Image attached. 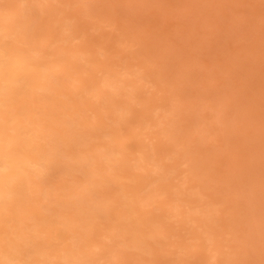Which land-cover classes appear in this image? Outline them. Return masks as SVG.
<instances>
[{
  "label": "rangeland",
  "instance_id": "rangeland-1",
  "mask_svg": "<svg viewBox=\"0 0 264 264\" xmlns=\"http://www.w3.org/2000/svg\"><path fill=\"white\" fill-rule=\"evenodd\" d=\"M4 1H7V0H4ZM8 1L10 5L11 3L13 4V0L12 1L8 0ZM1 3L0 5L2 6L3 5L5 6L7 4L6 2L4 3L3 1ZM80 3L82 4V9L77 11L78 7L80 6ZM80 3L67 5L66 8L60 14L54 13V11L61 6L60 4L55 3L54 1H51L45 7L46 10H45V13L43 14L41 11L40 12L36 10H32L34 12L28 11L27 13L28 17L26 16V18L27 19L30 18V19L27 20V22L25 21L26 22L25 26L31 28L30 31H28V34L26 37V41L28 42V45L33 43L35 39H38L42 36L45 38L46 34L44 33H45V30L47 29L49 22L50 23L51 21L54 22L56 19H58L59 17L63 15L71 17L74 13L75 17L77 18L76 25L78 26L76 31L81 34H80V39H78L77 41L76 40L73 41L72 45H75L77 43L79 44V46L83 47L81 50L87 51L86 54H88L87 56L85 55L84 57L86 59H89V61L91 60L90 61L91 63L89 64H84L81 60L80 61L82 63L80 61L75 62L76 64L75 67L78 66L77 67L78 69L75 68L76 71H79V72L87 71L86 68H88V71H89L90 68H95L96 64L94 63H96V60L98 61V58L101 60L102 59L106 60L107 61V63H105L106 65L108 63L112 65L111 63H114L113 64L114 68H115V65L124 66L126 61L129 60L127 61V62H130L128 64L129 66H133V63H134V68L135 67L139 68L141 66L146 65V70L150 71V73L155 72L153 73V75H156L158 73L161 77H163V79H165V81L159 82L160 87L157 89L155 87L148 89L147 87L151 86V83L150 85H146L144 87L141 86V89L138 91V93H136L137 95L136 97L139 96L141 99L138 97L136 98L137 99L136 101H133L132 103L128 102L129 107H132L131 112L122 115V117L124 118H129L130 125H129V122L128 123L124 122L119 127L122 128L123 130L126 129L125 132H128L127 129L131 125L133 124L135 125V120L143 124V122H145L147 118L151 116V113L146 112L147 114L146 113L142 114L140 113L141 110L139 111L138 109H147L150 107H168V110L175 109L173 112H175L174 115L176 116L173 115V112L170 114V118H171V120L169 121L170 127L172 126L174 128L176 122L175 121L174 123H171V122L173 120L177 121L179 120V118L183 119V122L180 121L182 124L186 123V121L188 120L192 121V123L188 121L186 124H183V126L186 127L187 129L184 127H181V129L178 128L179 139H177L178 142L176 143H177V149L179 150L180 153L181 152L183 153L185 149L184 145H188L189 143H192L194 145L193 147H188V148L190 149L189 151H191V149L193 150L191 152H193V155H195L196 162L198 161L199 172L198 170L196 172L192 171L191 173H193V175L190 174V177H189V178H192L191 179L192 183L190 181H189V184L186 182V184L190 186V190H193V192L194 191L196 192V190L199 189L197 190L198 191L197 194L192 193L194 196L192 194H190V196H184L182 194V190L184 188L181 187L182 186L181 184L183 182L182 176L184 175L183 174L181 175L180 172L182 171L183 168L188 169V166L189 167L192 166V162L191 160H189L191 158L188 155L189 153L187 152L183 155L177 156L176 158L173 154H171L172 157L173 156L174 157L172 158L169 156L170 157L169 160H167L168 159L167 157H166L167 159L164 158L163 155H161L163 154V152L161 153V151L169 144V142L170 143L172 142L167 141L166 140L167 137L164 135H163L162 141H159L158 140L159 137H157V134H155L157 133L155 132L157 129L153 128V130H155L153 131L151 127L149 130L150 123L144 127V132L149 131L147 132L149 134L148 140L150 138L151 139L155 138V139L149 140V141L146 140V142H149V143L151 142L150 145L155 146L154 150L156 151L153 150L152 152H156V154L158 153L157 158L163 159L164 162L166 163L168 162V164H175L181 160L185 162L182 168L180 167L182 165H180L176 169L175 168L173 169L174 174H172V176L176 175L178 172H176L175 170H178L179 173L177 177L180 176L181 179L178 177L177 180L176 179L173 180L175 176L174 177L171 176L173 181H171V179H165V180L160 181L158 185L163 187V189H165L167 185L170 186L169 182L171 183V186L173 184L176 185L178 183L179 184L177 185L178 187L174 186V188H172L171 190V192L173 191L175 193L174 200H177L178 198H180V200L182 199L183 201L184 200L193 201L195 198L201 197V200L199 201V204H201V207H205V208L207 207L206 209H210L211 210L210 212L211 214L213 213L212 214L213 216H214L215 210H218V212L215 214L216 216H214V219H216L217 221L215 222L214 219L211 220L213 216H211L210 220L208 219V221H211L210 222L211 225L214 222L216 223L214 224V227L216 228L218 232H220V235L216 237V239L218 238V240L222 241L221 246H223L224 244L223 248L217 251L218 253L215 254L216 256L214 258H210V257L205 258V257L210 256L211 253L210 252L208 253V248H206V247H209L210 245H209V242L203 239L205 237V233L203 231V228L199 227L201 223L200 221L199 222L197 221L198 223H195L196 225L195 226L194 224L190 222L191 219H188L190 216L183 214L182 215L183 217L179 216L178 218L179 219L184 218L185 222L184 220L183 221L178 220V218L171 220V223H172L171 228H175V230L177 229L176 231L179 232V235L182 233L181 234L182 236L184 230L186 229L184 232V235L186 237L183 236L185 238L183 239L184 241H182L181 240L182 237L179 236L180 239H178V241L180 240L179 242L180 244L176 243L178 232L173 230L174 236L172 238H167V240L165 239V241L167 242L170 241L172 243L173 240L176 239L174 242L175 244L172 243L174 244V247H172V244L170 242L168 243L171 244V245L169 244L171 247L168 245V243L166 244L165 241L163 242L164 240L163 236L165 237L166 231H164L165 234H160L156 237V239L160 238L161 241L160 240L155 241V238L153 239V241H155L153 242V244L157 243L158 247L152 248L151 250L149 249L148 250H143V249L137 250V249L129 248L127 246L122 247L120 244H117L114 241L107 240L105 243V240H102L100 237L96 236V234L98 235V233H102L103 232L102 230L105 231L104 226L108 225V223L106 224L107 218L106 219L102 218L101 215H99L98 220L96 219V225H98L99 227L94 228L95 235H92V236L94 237L96 236L95 238L93 237L94 243H101L100 241H102L101 244L102 245L106 244L109 250H107V248L105 249L106 251L100 250L99 252V250H96L95 253L98 254L99 252L98 255H100V253L102 254V252L107 253L109 251V256H113L112 259L115 260L113 264H172V263L178 264V262L181 261V260L178 261V258L182 257V256H178V254L179 255L183 254V258L184 259L186 258L185 260L182 259L184 261V264L187 262V260L190 261L188 264H201V263L209 264L210 263L209 260H211L210 264L212 263L219 264L222 262V260H224L226 256H228L229 258H225L224 264H231V263L232 264H237V263L238 264L239 263L240 264L242 263L250 264L252 261H253L252 264L253 263L256 264V261H258L259 258L255 261L254 257H257L258 255H254L255 254L254 249H258L259 247L258 249L259 251L256 250L257 251L256 253H258L259 256L261 255V257L264 259V235L263 236L261 235L262 233L264 234L263 232L264 223H262V221L264 222V216L262 217V215L264 214V0H81ZM24 7L27 9V7L29 6L28 4L24 3L23 8ZM31 14H34V15H31ZM30 15L32 18L30 17ZM184 27L186 28V33H185ZM113 34L115 35V37ZM54 35L56 36V39ZM61 35H62L61 31L59 29H55L50 35L53 38L50 37L51 38L50 39L46 37L47 39H50L51 41L53 40L52 41L53 44L50 40L49 41L47 40V41L50 45L52 44L51 46L48 43L41 44L42 45L41 53L45 57H48L50 52L53 53V51L55 50V48L53 49V47L55 45L59 44L55 46L57 49V47H60V45L64 43V41L61 40ZM110 36L112 38H110ZM124 38L126 39L125 41H124ZM54 39L56 41H54ZM57 39L60 41L57 42ZM117 40L119 44L117 43ZM116 44H118V46ZM67 45L68 44H65L64 46H67ZM112 47H116L115 50ZM122 47L124 48V50ZM192 47H194L195 49ZM49 48L51 49V51ZM117 48H120L122 51L119 50L120 52H117L118 51ZM147 48H149L150 50H148ZM107 49H110V50L108 51ZM146 49L148 52H146ZM126 50L129 52V54L126 53L127 52ZM132 50L134 53L133 55H132ZM149 51L150 52L153 51L152 55L151 53L149 54ZM100 52L102 55H100ZM44 53L45 54L47 53V54L45 55ZM142 53L143 55H141ZM123 54L125 55L122 56ZM134 55L135 57L133 59ZM114 56H117L115 57L116 59L114 58ZM118 56L119 57L122 56L121 59H119ZM142 56L144 58H142ZM126 57H129V59H127ZM146 60H148V62H150L151 60H156L157 62H161V63H156L152 61H151L152 63H148ZM141 62H143V64ZM87 75L88 74H84L85 82L86 80L89 81L90 79ZM181 76L185 78H181ZM162 85H165L167 87L165 86L162 87ZM159 89H160V92H159ZM63 91H65L64 93L69 95V97L71 98L70 100H68L67 107L70 110V111L68 110V112L70 113L72 111L75 112L76 115L74 116V118L79 119V120H81L82 118H86L87 121L89 120L88 123L91 122L90 124H93L95 122L94 118H96V114L100 115L102 112L104 117L100 115L102 117L101 123L104 122L105 124L104 127H106L105 130L108 129V126L109 127L118 126L117 123L114 125H111L113 124L111 123V120L114 119V115L111 113V110L113 109L112 107H116L115 105L117 104L119 106H125L126 101H128L127 98H125L123 94L116 96V98H113V99H116L115 100L116 102L112 104L106 101H99V100L97 101L94 99H89L88 97L84 98L83 100L77 96L75 97L71 89H65V90L63 89ZM36 94H37L36 97H38L40 95V92H37ZM59 99H60L59 101L61 102L60 103L61 105H63L62 101H66L64 97H60ZM48 101L50 102L49 99ZM139 101H142V103L140 104ZM100 102H102V104ZM61 105L58 107H61ZM48 107H54V106L52 105V103H50ZM99 107L100 109L101 108L103 109L100 110ZM192 107L196 109L198 108V112L196 111V109H193ZM200 107H202L203 110H199V109H202ZM89 108L90 110H88ZM54 110H57V112L60 114H56ZM54 110L51 111V114L53 115L55 113L56 115H58V117L61 118L63 117L62 113H64L67 110V108L65 109L57 108ZM75 110H79L80 112H77ZM184 110L186 112L182 116ZM193 110L195 111V114L198 113L200 115L194 116V113L192 112ZM205 110H208L209 112L206 111L205 112L206 114L202 112L203 113L202 114L201 111H205ZM103 111L105 112L103 113ZM217 112L220 114H218ZM159 114L161 115V113ZM185 114H187L188 116H185ZM207 114L209 115V117L210 115H212V119L216 122V127L218 129L214 128L215 124L214 125L212 124L213 125L212 128H214L216 132H214L212 129H209L210 124H207V123H209L210 120L209 118H207L208 117ZM178 115H180V117ZM202 115L206 117L202 119L201 118ZM219 115H220V118H219ZM135 116H137L136 117L137 119L134 120L133 118ZM187 117H191V118L187 119ZM199 117L201 121L203 120L202 124L200 123L201 121H199L198 119ZM229 117L232 118L233 120L230 119ZM163 119H165L164 116H160L157 118L158 121H161ZM167 119L168 118H166L165 120ZM212 119L211 121L215 123ZM222 119L226 122L227 121L230 122L232 120L233 123L230 122V125L229 124L227 125L228 123L227 122L226 126L228 127L226 128L225 126H223L225 125L224 124L225 122ZM197 120L199 122V125L196 126ZM178 122L179 121H177V124L180 123ZM236 122L239 124L238 125L239 129L237 128ZM172 124H174V126ZM233 124L236 125L234 126L235 128H237V130L233 128L234 127ZM87 126L88 124L86 123L79 127H76L74 123L69 128L70 130H73V133L75 132L76 133H88L87 131L89 130H87ZM178 126H176L175 128H177ZM205 126L207 128H205ZM230 126L231 127L233 126L232 129H230ZM190 127H192L193 129ZM65 128L66 126L62 125L58 127V130L62 131ZM183 128L184 130H182ZM204 128L207 130V135L206 133L205 135L207 136L208 139H211L208 142L209 146L206 145L207 144L206 141L208 139H206L205 136L204 138H201L203 137L204 132H202V130ZM225 128H226V132H225ZM219 129L220 130L222 129V132ZM233 129H235L236 134L233 133L234 132ZM173 130L174 129H172V131ZM188 130H192L193 132L188 131ZM210 130L213 132L211 133ZM151 131H153V134ZM182 131L184 132V134L182 133ZM186 131L191 136V139L189 138L190 136H185L187 135ZM180 132H181V136H180ZM210 133L211 135H213L212 137L209 136ZM99 135H101V132H99ZM235 135H238V137ZM129 136L131 137L132 134L125 133L123 135V140H126V138L128 137L127 142L129 143L127 145L128 146L131 145L133 147L135 146L136 140L138 139V137L132 136L131 138L132 140H134L132 141ZM199 136H200V139L203 140L204 142L200 141L199 144L196 143L197 144L196 145L195 142L199 141V139H197V137L199 138ZM129 138L131 142L129 141ZM214 138H216V140L213 143ZM105 142L106 141L104 138H97V140H93V142L91 143L93 144L95 143L97 145L99 144L104 145ZM71 143L73 142L71 141ZM88 143H90V141ZM216 143H218V145L220 144L221 146L220 145L217 146ZM180 145H183V149H179V147L182 148V146ZM78 148H81V147L79 145H76V146L74 145L73 147L69 148V151L71 154H74ZM83 148H85L86 150V146H83ZM188 148H186V150H188ZM66 149L68 150V148ZM55 160H58V162H52L51 164L52 166L50 165V167H53V168H50V170L52 169V171L50 172L49 167H48V169L44 172L43 177L40 178L39 180H41V183L43 184V186H45V189L48 191L51 190V188L52 190L56 188L63 190V193L60 191V194H63V195L59 194L60 197L55 196V199L57 198L59 199V201H63L65 200L63 199V197L65 198L66 197L65 195H67L68 193L69 188L67 187V185L70 182L80 181L78 179L83 180L84 179L83 175L86 169L87 170L93 169L92 168L94 167L93 164H95L96 161L87 159V160H80L74 163L71 162L72 168L70 172L72 174L70 172H67L65 174L64 172L66 171L67 168L64 166V160H66V157H63V158L57 157V159ZM59 160L61 161L59 162ZM86 165L88 168L85 169ZM75 167H77V169ZM201 167L202 169L204 168L203 169L204 171H202ZM78 168L80 169L79 171L81 172L77 171ZM119 168L122 169V166L117 167L116 169H119ZM126 170L129 172V168H127ZM117 171H116V177L112 178L114 182H112L111 180L108 183H106L104 188L100 189V192L111 193L113 194V196H118L121 194V191L119 188H122L123 185L124 186L131 185V181L129 177L126 178L127 176L126 173L128 172L126 171L123 172L120 169ZM120 171L123 172V175L120 173ZM135 172L140 174V171H135ZM49 174L50 176L47 177ZM129 175H131V173L128 174V176ZM143 175H146V181L153 179V176L156 177L154 173H150V172H144ZM119 176H121V180ZM147 176L149 178H147ZM117 177H118V181H116L115 183V180L117 179ZM121 181H123L124 183H122ZM223 181H225V183ZM120 182L123 185H121ZM187 185H185V188H187ZM229 185H234V186H229ZM192 186H196V187L198 186V187L197 189L196 187L191 189ZM253 188L255 191L254 194L252 193ZM110 190H112L113 193L110 192ZM178 190L181 192L180 194L176 192ZM230 191L232 193H229ZM203 192H204V195L202 196ZM205 192H207V195ZM222 192L224 195L222 194ZM166 195L167 193L161 196V198L165 197ZM24 196H22V199H23L22 202L24 201L26 202V199L28 198L27 195L24 194ZM39 196H40V193H39ZM141 196H143V193L140 195V197ZM205 196H208V197L206 198ZM218 196L220 197L218 198ZM41 197H42V200L40 202H37L38 205L36 204V202H34L33 204V202L29 200L24 204V208L29 210V212L27 211L28 212L27 218H26V215L24 216L25 218V220H23L24 224L22 222V225L27 226V228L25 226L26 232H30L31 228H35L36 230L38 229L39 231L42 230L43 227L42 228L41 226L34 227V225L36 224L37 219L40 218V216H43V214H48V211H46L47 209L45 207H48L49 209L54 206L53 203L48 202L49 200L53 201L54 197L44 198L42 193H41ZM221 197L222 198L224 197V198L222 199ZM68 198L73 200L72 197H68ZM217 198L219 199V201H216L218 200ZM213 199H214V202L216 201L215 204L217 206L216 205L211 206V204H208V202ZM159 200L153 201L152 204H150L148 207L145 206V210L150 212V209H151L152 212L156 213L159 210L158 208L161 209L163 207V205H160L157 202ZM204 201L207 203L205 204L207 206L204 205L205 203ZM46 202L48 203V206L46 205L47 204ZM155 202L157 203L155 204ZM178 202L182 206L184 205L182 201H178ZM232 202L234 203L235 206L233 205ZM28 203H30L29 206H28ZM89 203L90 202H87V204ZM157 204H159V206ZM220 204H222L221 207H220ZM229 204L231 205V208ZM103 205L109 206L113 210L112 212L109 213V216L110 214H112L111 215L112 217L110 216L109 220H111V218L113 220L118 215L117 213L119 211L120 206H118L117 203H113L109 201L108 202L106 201V203H104ZM227 205L229 206V208ZM85 206H88V205L85 204ZM194 206H195V203H189V204L187 203V205L181 208L183 210L188 209L187 211L189 212V210L193 208ZM62 207L60 208L64 209ZM226 207L228 208V211ZM251 208H254V209H251ZM58 209H59V206H58ZM255 209H258L260 210V212L261 211L262 212L259 213L257 212L258 210H255ZM212 210H214V212ZM223 210L225 212H223ZM252 210L257 212L256 215L259 213L257 215L258 217L255 216L254 211L250 212ZM226 211L227 212L230 211L229 213H231L232 215L231 214L229 215ZM191 212L192 211H190V213ZM197 213L193 214L192 212L191 214L193 217H195V214ZM219 213H221V215H218L217 217V214ZM244 213H245V216H244ZM157 214L158 215L160 214V210L158 211ZM222 214L224 216L223 218H222ZM260 214L262 215L260 216ZM161 215H163V213H161ZM31 216L33 217L31 218ZM246 216L248 217V219H246L245 221V218H247ZM193 217H190V218H193ZM260 217L263 218L261 222L260 220L262 218ZM232 218L233 219L236 218V220L231 221L233 220ZM253 218H256V219H253ZM248 220L249 221L251 220L252 222H254L252 223L254 225L252 226L250 224L251 222H247ZM165 221L169 222V220L167 219H165ZM173 221L175 222L173 223ZM229 221H231L234 224H232ZM188 222H189L188 225H191V224L192 225L187 226ZM256 223L261 224V225H258V224L256 225ZM184 224H186L188 228L187 227L185 228ZM11 225L12 223H8L7 226H11ZM182 225L184 228L182 227ZM240 225H243V226L241 227ZM7 226L5 227L8 230ZM51 226L52 227L48 228L47 231H49L50 233L56 234V232H53V228H55L56 225H51ZM234 226L235 228H233ZM236 226L238 227L240 226L241 228L240 227L237 228ZM246 226H248L249 229H247L248 227ZM254 226H256V228L259 226L260 227L262 226V227L261 228L259 227L258 228L259 231L257 230L256 232V230L253 229L255 228ZM101 227L103 229H101ZM96 228L99 229V231ZM193 228L196 230V232L198 228V234L196 233V235H194L195 230ZM244 228H246L247 231H245ZM201 229H202V232L204 233L202 236H201L202 232L200 231ZM239 229L240 230L242 229L243 231L242 230L240 231ZM231 230L232 232H229ZM193 231H194L193 235L189 233V232L192 233ZM238 231L240 232L238 233ZM244 231L245 232L251 231V232H248L251 238L249 235H247L249 237L245 236L247 233L242 235L241 233H244ZM254 232L255 234H253ZM185 233H188V235H186ZM61 234L65 235L66 233L64 234V232H61ZM68 234L72 235L70 232ZM228 234L229 235L231 234V235L228 236ZM234 234H236L239 237L244 236L243 238L244 242L241 240V237L238 238L237 236H235L236 238H234ZM259 234L261 236H259ZM252 235L254 237L259 236L261 238L258 239L257 241V238L256 237L254 238ZM194 236L201 237L202 240L198 242H202V243L200 244L197 242V240L195 241ZM229 237H232V238H229ZM57 238H60V237H57ZM188 238H190V240ZM245 238L251 241H248ZM37 239L40 240V238H37ZM233 239L235 241V244H233L234 243ZM237 239L239 242L237 241ZM252 239L254 240L256 239V240L252 241ZM83 240L84 239L78 238V239H73L72 242L81 243ZM55 241L56 240H54L53 242L56 243ZM225 241H229V242L226 243ZM72 242L71 240L67 241V244H70ZM183 242L185 243L182 244ZM245 242H248V243H246V246L244 247H247L248 244L250 245L248 247H251L247 252L251 251V249L253 250L247 254H246L247 249L243 248V245L245 244ZM254 242H255V245L257 244V248L252 245V243L254 244ZM160 243L164 246L159 247ZM164 243L168 246H166ZM240 243L242 245V248H241V245H238ZM0 244L4 245L2 243ZM110 244H114L118 246L113 245V248L115 247L116 249H113V248L111 249ZM176 244L178 245L176 246ZM194 244H196V247L193 246ZM180 245L181 247H179L178 249L177 247ZM201 245H202V249H200ZM184 246H186L185 251H184L185 253L183 252ZM188 246H191L190 248L192 250ZM163 248L166 250H163ZM173 248H175L176 250L178 249V251L175 250L176 254ZM233 248L235 250H233ZM236 249L238 250L236 251ZM260 250L263 253H261ZM186 251L187 252L191 251L192 253H194V255H192L189 252L187 253ZM233 251L234 253H232ZM236 255L238 256L240 255L241 257L240 256L237 257ZM176 256H178V258ZM261 257H260V260L262 259ZM238 258H239V261H237ZM240 258L242 259L244 258V260L241 261ZM260 260L259 262H261ZM183 261L181 264H183ZM234 261L235 263H233ZM100 263L102 264L104 262L102 261L97 264H100ZM259 264H264V260L263 262Z\"/></svg>",
  "mask_w": 264,
  "mask_h": 264
},
{
  "label": "bare ground",
  "instance_id": "bare-ground-1",
  "mask_svg": "<svg viewBox=\"0 0 264 264\" xmlns=\"http://www.w3.org/2000/svg\"><path fill=\"white\" fill-rule=\"evenodd\" d=\"M0 1L7 3L8 0L7 1L0 0ZM51 1H54L55 3L61 5L59 8H57L54 11L55 14H60L66 8V6L69 4L70 5L71 4H79L81 2V0H13V4L11 3V5L9 4V1L7 3L8 5L7 4L5 6L0 5V243L4 244V245L0 244V264H97V263L102 262V261L104 262L102 264H113L115 260L112 259L113 256H109V251L107 253L102 252V254L100 253V255H98L100 250L104 251L106 248H107V250H109L107 245L106 244L102 245L101 244L102 241H100L101 243H94V239H93L94 236H92V235H95L94 228L99 227L98 225H96V219L98 220L99 215H101L102 218H105V219L107 218V220H106L107 222L105 220L104 221L106 222V224L108 223V225L105 224L106 225V226H104L105 231L102 230L103 232L98 233V235L96 234V236L100 237L102 240H105V243L108 240V241H114L117 244H120L122 247L127 246L129 248L137 249V250L138 249H143V250L149 249V250H151L152 248L158 247L157 243L153 244V242L160 240V238L156 239V237L160 234H165L164 231H166V234H165V237L163 236V239H164L163 242L165 241V239L167 240V238H172L174 236L173 230H175V228H171V224H172L171 220L172 219L173 220L175 218L177 219L179 216H182L183 214H186L187 216L193 217L191 214L192 212H193V214L197 213V212L198 213L195 214V217H193V218L189 217L188 219H191V221L190 220L189 221L194 225H195V223H198L200 221L201 224L199 227L203 228V231L205 233V237L203 239L205 241L209 242V245H210L209 246L207 244L209 247H206V248H208V253L210 252L211 254H210V256L205 257V258H209V257L214 258L216 256L215 254L218 253L217 251L222 249L224 246V244H223V246H221V243H222L221 240H218V238L216 239V237H218L220 235V232H218L216 230V228L214 227V224H216L215 222L217 221L216 219H214V216H216L215 214L218 212V210L214 209L215 213L213 216L212 215L213 213L211 214L210 209H206L207 207L206 208L201 207V204H199L201 197L195 198L193 201H187V200L183 201L182 199L180 200V198H178L177 200H174L175 193L173 191L171 192V190H172V188H174V186L176 187L177 185H179L178 183L176 185L173 184L171 186V183L169 182L170 186L167 185V187L165 189H163V187L158 185V183H160V181L165 180V179H171V181H173L174 179L177 180L178 177L180 178V176L177 177V175L179 173L178 170H175L176 172H178L176 175H174L175 177L172 176V174H174L173 169L174 168L176 169L180 165H182V166H180L182 168L183 165L185 164V162L181 160L175 164H168V162L167 163L164 162L163 159L157 158L158 153L156 154V152H152L154 150L155 146H153V145L151 146L150 145L151 142L150 143L146 142V140H148V135H149L147 132H149V131L144 132V127L150 123L149 124V130L151 127H152V130H153V128L157 129L156 131L155 130H153V131L157 132L155 134H157V137H159L158 138L159 141H162L163 135H164L167 137L166 138L167 141L172 142V143L169 142V144L164 149H162V151H161V153L163 152V154H161V155H163L164 158L167 157L168 158V159L166 158L167 160H169L170 157H172L171 154H173L176 158L177 156L183 155L187 152L189 153L188 155L191 157L189 160H191L192 166L191 167L188 166V169L183 168L182 171L180 172L181 175L182 174L184 175V176H182L183 182H182V184L180 183L182 186L181 185L180 186L182 188H184L182 190V194L184 196H190V194H192V193L197 194L198 193L197 190H199V189H197L198 186L197 187L192 186L191 189L194 187H196V189H197L196 192L195 191L193 192V190H190V186H188L186 184V182L189 184V181L192 183V180H191L192 178H189L190 174L193 175V173H191V172L192 171L196 172L198 170V167H199L198 161L196 162L195 155H193V152H191L193 150L191 149V151H189L190 149L188 148V147H193L194 145L192 143H189L188 145H184L185 149H184L183 153L182 152L180 153L179 150L177 149V143H176V142H178L177 139H179L178 128L181 129V127H184L183 124H186L190 120L186 121V123H183V124L181 123V122H183L182 118H179V120H177L179 122L181 121L180 123L178 122L179 124H177L176 120H173L171 123H174V121H175L176 124H175V126H174V124H172L174 126V128L172 126H171L172 127L171 128L170 124H169V121L171 120L170 114L175 109L174 110H168V107H150L147 109H138L139 111L141 110L140 113H142V114L146 113V112L151 113V116H149V118H147V120L145 122H143V124L140 123L139 121L135 120V119H137L136 118L137 116H135L133 118L135 120V125L134 124H133L134 126L131 125L130 126L131 128L129 127L127 129L128 132H125L126 129L123 130L122 128L119 127L124 122L125 123L129 122V125H130L129 118H124V117H122V115L131 112L132 107H129L128 102L132 103L133 101L137 100L136 98H138L139 96L136 97L137 96L136 93H138V91L141 89V86L144 87L146 85H150V83H151V86H149L147 88L149 89V88L155 87L157 89L160 87L159 82H163V81H165V79H163V77H161L158 73L156 75H153V73H155V72L150 73V71L146 70V65L141 66V67H139L137 65L139 68H136V67L134 68V63H133V66H129L128 64L130 62H127L129 60L126 61L125 65L123 64L124 66L115 65V68H114L113 67L114 63H111L112 65H110V63H108L106 65L105 64V63H107L106 60H103V59L101 60L98 58V61L96 60V63H94L95 61L93 62L94 64H96L95 65L96 67L90 68V70H89L90 72L88 71V68H86L87 71H81V72L76 71L75 68H77L78 66L75 67L76 66L75 62L81 60L84 64H89V63H91L90 62L91 60L89 61V59H86L84 57L85 55L87 56L88 54H86L87 51L81 50L83 47L79 46V44H77V43L75 45H72L73 41H75V40L77 41L78 39H80V34H81V33H78L76 31L78 26L76 25V19L77 18L75 17L74 13L71 17L66 16V15L59 17L58 19H56L54 21L55 23L52 21H51V23L49 22L47 29L45 30V33L43 32L44 34H46L45 38L42 36L38 39H35L33 41V43L28 45V42L26 41V37H27L28 31H30V29H31L30 27L25 26V23L27 22V20L30 19V18H28V19L26 18V16L28 17V15H27L28 11L34 12L32 10H36L39 12L41 11L43 14V13H45V10H46L45 7ZM24 3L28 4L29 7H27V9L25 7L23 8ZM14 8H16V9H14ZM80 9H82L81 3H80V6L78 7L77 11H79ZM31 15H34V14H31ZM31 15H30V17H31ZM55 29H59L62 33L61 40L64 41V43H62V44H64V45L68 44V45L64 46L61 44L60 47H57V49L55 46H57L59 44L55 45L53 47V49L55 48L53 53L50 52L48 57H45L41 53V46H42L41 44L48 43V41L51 39L50 37H52L50 35L52 34V32ZM182 31H184V30H182ZM185 33H186V28H185ZM46 37H48L50 39H47ZM114 37H115V35H114ZM42 38H44V39H42ZM110 38H112V37L110 36ZM55 39H56V36H55ZM55 39H54V41H56ZM125 40L126 39L124 38V41ZM59 41L60 40L57 39V42H59ZM124 41H123V43H124ZM115 42H116V40H115ZM117 43L119 44L118 40H117ZM52 44H53V42H52ZM118 44H116V45L118 46ZM125 44H126V42H125ZM130 46H131V44H130ZM125 47H126V45H125ZM127 47H128V45H127ZM194 47H192V48H194ZM45 48H46V46H45ZM47 48H48V46H47ZM109 48H111V47H109ZM112 48H114V50H115L116 47H112ZM130 49H132V48H130ZM147 49L150 50L149 48H147ZM147 49H146V52H148ZM107 50L109 51L110 49H107ZM117 50H116L117 52H120L119 50H121V49L117 48ZM123 50H124V48H123ZM50 51H51V49H50ZM152 52L153 51H151V52L149 51V54L151 53V55H152ZM126 53L129 54L128 51ZM68 54H70V55H68ZM111 54H112V52H111ZM125 54H123L122 56H124ZM130 54H131V52H130ZM133 54L134 53L132 50V55ZM100 55H102L101 52H100ZM120 55H121V53H120ZM141 55H143V53ZM147 55H148V53H147ZM193 56H194V54H193ZM115 57H117V56H114V58ZM121 57H119V59H121ZM134 57H135V55L133 56V59H134ZM190 57H191V55H190ZM126 58L129 59V57H126ZM142 58H144V57L142 56ZM124 59H122V60H124ZM114 61H116V60H114ZM146 61L148 62V60H146ZM151 61L156 62V63H161V62H157L156 60H151ZM151 61L148 63H152ZM119 62H120V60H119ZM141 63L143 64V62H141ZM84 64H82V65H84ZM120 64H121V62H120ZM84 74H88L87 76L90 78L89 81L88 80H86V82L84 81L85 80ZM95 74H97V75H95ZM56 75H58V76H56ZM149 78H151V79H149ZM181 78H185V77L181 76ZM63 81H65V82H63ZM163 86H165V85H162V87ZM165 87H167V86H165ZM63 89L64 90L65 89H71L72 92L74 93V94L73 93L72 94L75 97L77 96L83 100H84V98L88 97L89 99H94L97 101L98 100L99 101H106V102H109L112 104L116 102L115 101L116 99H113V98H116V96L123 94L124 97L127 98V100H128V101H126V105L125 106H119L117 104V105H115L116 107H112L113 109L111 108L112 109L111 113L114 115V119L111 120V123H113V124H111V125H114L117 123L118 126H111V127L108 126V129L105 130L106 127H104L105 126L104 122L101 123V121H102L101 116H103L102 112L100 114L101 116L96 114V118H94L95 122L93 124H90L91 122L88 123L89 120L87 121L86 118H82L81 120L74 118V116L76 115L75 112L74 111H72L71 113L68 112L69 109L67 107L68 100H70L71 98L69 97V95L64 93L65 91H63ZM37 92H40V95L38 97H36ZM159 92H160V89H159ZM60 97H64V99L66 100V101H62L64 106L60 104L61 103L59 101ZM48 99L50 100V102L48 101ZM58 102L61 105V107H58V106H60L58 104ZM50 103H52V105L54 107H48ZM100 103L102 104V102H100ZM139 103L141 104L142 101H139ZM57 108H62V109L67 108V110L65 111L66 113L65 112L62 113L63 117L60 118V117H58V115H56V114H60L57 112V110H54ZM70 108H71V106H70ZM192 108H190V109H192ZM200 108H202V107H200ZM99 109H100V107H99ZM101 109H103V108H101ZM193 109H196V108H193ZM52 110H54V112L56 114L53 112L54 114L52 115L51 114ZM88 110H90V108ZM185 110L183 111L182 116L186 112ZM199 110H203V108L199 109ZM75 111L80 112L79 110H75ZM196 111L198 112V108L196 109ZM206 111L209 112L208 110H205V111H201V113L202 112L205 113ZM96 112H97V110H96ZM104 112L105 111H103V113ZM192 112L194 113V116L200 115L198 113H197L198 115L195 114L194 110ZM98 113H100V112H98ZM159 113H161V115ZM174 113L175 112H173V115H174ZM224 113H225V111H224ZM218 114H220V113H218ZM160 116H164L165 119L166 118H168V119L167 120L163 119L161 121H158L157 118ZM174 116H176V115H174ZM178 116L180 117V115H178ZM185 116H188V115L185 114ZM215 116H217V115H215ZM205 117L206 116H203V115L201 116L202 119H204ZM210 117L212 119V115H210ZM210 117L208 115L207 118H209L211 123L208 121L209 123H207V124H210L209 129H212L214 132H216V130H214V128L218 129L216 127V122L212 119L215 122V123H213L211 121ZM189 118H191V117H187V119H189ZM219 118H220V115H219ZM198 119H199V121H201L200 117ZM230 119H232V118H230ZM184 120H186V119H184ZM206 120H208V119H206ZM232 120L230 121L231 123H233ZM190 122L192 123V121H190ZM202 122H203V120L200 123L202 124ZM224 122H225L224 123L225 125H223V124L222 125L227 128L228 126H226V123L228 122L227 125L228 124L230 125V122L229 121H227V122L224 121ZM74 123H75L76 127H79V126L87 123L88 124L87 130H89V131H87L88 133H76V132L73 133V130H70L69 127L71 125H73ZM204 123H206V122H204ZM102 124H103V126H102ZM207 124H206V126H207ZM212 124L213 125L215 124L214 128H212L213 127ZM235 124H233V126ZM62 125H65L66 128L62 131L58 130V127H60ZM197 125H199L198 120H197L196 126ZM236 125L238 128L239 124L237 123ZM176 126H178V127L175 128ZM206 126H205V128H207ZM235 126L233 128H235ZM232 127L230 126V129H232ZM184 128H186V127H184ZM184 128L182 130H184ZM190 128H192V127H190ZM205 128L203 130L201 129L202 132H204L203 137H201V138H204V136H205V138L208 139L206 136L207 130ZM226 128H225V132H226ZM237 128H235V129L237 130ZM172 129H174V130L172 131ZM235 129H233L234 134H236ZM153 131H151L152 134H153ZM188 131H192V130H188ZM213 131L210 130L211 133ZM220 131L222 132V129ZM99 132H101V135H99ZM208 132H209V130H208ZM125 133L132 134V136H134V137H138V139L136 140L135 146L132 147L131 145H129V146L127 145L129 143V142H127L128 137L126 138V140H123V135ZM182 133L184 134L183 131H182ZM205 133H206V135H205ZM211 133H210V135L209 134L208 135L212 137L213 135H211ZM186 134L187 135H185V136H190L187 131H186ZM180 136H181V132H180ZM235 136L238 137V135H235ZM97 138H104L106 141L105 144L104 145H100V144L97 145L95 143L94 144L91 143V142H93V140H97ZM130 138H129V141H130ZM189 138L191 139V136ZM153 139H155V138H153ZM153 139L150 138L149 140H153ZM197 139H199V141L198 142L196 141L195 144L196 143L199 144L200 141H203L200 139V136H199V138L197 137ZM131 140H132V138H131ZM182 140H180V141H182ZM209 140H211V139H208L206 141V143H207V144L205 143L206 145H208ZM215 140H216V138H214L213 143L215 142ZM71 141L73 143H71ZM89 141H90V143H88ZM132 141H134V140H132ZM174 141H175V143H174ZM153 144H155V143H153ZM164 144H166V143H164ZM201 144H202V142H201ZM216 144H217V146L220 145V144L218 145V143H216ZM74 145L75 146L79 145L81 148H78L76 150L77 152L75 151L74 154H71L69 151V148L73 147ZM83 146H86V150H85V148H83ZM180 146H182V148L179 147V149H183V145H180ZM66 148H68V150ZM186 148H188V150H186ZM127 149H128V151H127ZM154 151H156V150H154ZM175 154H177V155H175ZM191 154H192V156H191ZM57 157H59V158L66 157V160H64V166L67 168L66 171L64 172L65 174L67 172H70V170L72 168L71 162L74 163V162H77L80 160H87V159H91V160L96 161V163L93 164L94 165V167H92L93 169H91V167H90L91 170H87L86 168H88V167H87V165L85 166L86 171L83 175V177H84L83 180L78 179L80 181L70 182L67 185V187L69 189H68L67 195H65L66 197L65 198L63 197V199H65L63 201H59V199H57V198L55 199V196L60 197V195H63V194H60V191L63 193V190H61L59 188L52 190V188H51V190L53 192L51 190L48 191L45 189V186H43V184L41 183V180H39L40 178L43 177V174L48 169V167H49V170H50V168H53V167H50L52 162H58V160H55V159H57ZM60 161L61 160H59V162ZM121 166H122V169L121 168H119V169L123 172L124 171L128 172L126 169L129 168V172L131 173V175L128 176V174H130V173L129 172L126 173V175H127L126 178L129 177V179L131 181V185L124 186L122 184L124 182L121 181L122 183L121 182L120 183H121V185H123V187L122 188L118 187L121 191V194L118 196H113V194H111V193L100 192V189L104 188L106 183L111 181L112 178L116 177V171L119 170L116 168L121 167ZM73 167H74V165H73ZM75 168L77 169V167H75ZM201 169H202V167H201ZM203 169H202V171H204ZM79 170L80 169L78 168L77 171L81 172ZM51 171H52V169L50 170V172ZM121 171H120V173L123 175V172H121ZM135 171H140V174L136 173ZM117 172H119V171H117ZM144 172L154 173L156 175V177L153 176V179L146 181V175H143ZM198 172H199V170H198ZM49 176H50V174L47 177H49ZM148 176H147V178H149ZM171 176L174 177L173 180H172ZM119 178L121 180V176H119ZM122 179H124V178H122ZM185 180H187V181H185ZM116 181H118V177L115 180V183H116ZM48 182H50V181H48ZM112 182H114V181L112 180ZM203 182H205V181H203ZM223 182L225 183V181H223ZM140 184H141V186H140ZM45 185H47V184H45ZM118 185H120V184H118ZM185 185H187V188H185ZM229 186H234V185H229ZM237 186H238V184H237ZM252 190H253L252 193L254 194V192H255L254 188ZM178 191H176V192L180 194L181 192L180 191L178 192ZM189 191H191V192H189ZM233 191H235V190H233ZM110 192H112V190H110ZM39 193H40V196H39ZM41 193L43 194L44 198L54 197L53 201H50V200L48 201L50 203H53L54 206L52 208H49V209H48V207H45L47 209L46 211H48V214H43V216H40V218L37 219V222L34 225V227L35 226H41V228L43 227L42 230L39 231L38 229L36 230L35 228H31L30 232H26L27 226L25 225L26 226V228H25V226L22 225V222H23V220H25V218H24L25 215L27 218V214H28L29 210L24 208V204L28 200L33 202V204H34V202H36V204H37V202H40L42 200ZM142 193H143V196L140 197V195ZM165 193H167V195L165 197L161 198V196H163ZM205 193L207 195V192H205ZM229 193H232V192L230 191ZM24 194L28 196V198L26 199V202L25 201L22 202V200H23L22 196H24ZM199 194H201V193H199ZM222 194H223V192H222ZM203 195H204V192H203L202 196ZM195 196H197V195H195ZM68 197H72L73 200H71ZM205 197L207 198L208 196H205ZM219 197L220 196H218V198ZM227 197H229V196H227ZM159 198H160V200H159ZM156 200H159L157 202L160 205H163V207L161 209L158 208L160 210L159 215L157 214L159 210L156 213L152 212L151 209H150V212L145 210V206L148 207L150 204H152L153 201H156ZM106 201L117 203V205L120 206L119 211L117 213L118 215L116 214L117 216L113 220H112V218H111V220H109L110 216L112 215V214H110V216H109V213L112 212L113 210L109 206L103 205L104 203H106ZM178 201H182V203L184 204L183 206L187 205V203L188 204L189 203H195V206L193 208H191L188 212L187 211L188 209L183 210L181 208L183 206ZM216 201H219V199ZM216 201L214 202V199H213V200L209 201L208 204H211V206L212 205L214 206V205H216L215 204ZM87 202H90V203L87 204ZM157 202H155V204ZM85 204L88 206H85ZM159 204H157V205L159 206ZM205 204H207V203L205 202L204 205ZM29 205H30V203H28V206ZM46 205L48 206V203ZM221 205L222 204H220V207H221ZM233 205H234V203H233ZM58 206H59V209H58ZM205 206H207V205H205ZM225 206H226V204H225ZM60 207H62L64 209H61ZM257 207H255V208H257ZM228 208H229V206H228ZM228 208L226 207L227 211H228ZM230 208H231V205H230ZM232 208H233V206H232ZM115 209H116V207H115ZM226 209H224V210H226ZM251 209H254V208H251ZM147 210H149V209H147ZM214 210H212V211L214 212ZM221 210H222V208H221ZM224 210H223V212H225ZM255 210H258V209H255ZM115 211H114V213H115ZM190 211H192V212L190 213ZM239 211H241V210H239ZM253 211L254 210H252L250 212H253ZM229 212H227V213L230 215L231 213H229ZM257 212L261 213L262 211L260 212V210H258ZM257 212L254 211L255 216H257L259 214L258 213L256 215ZM161 213H163V215H161ZM233 214H235V213H233ZM218 215H221V213L217 214V217H218ZM261 215L262 214H260V216ZM108 216H109V218H108ZM211 216H213L211 220H213V219L215 220V222L212 224L213 226L210 223L211 221H208V219L210 220ZM244 216H245V213H244ZM263 216H264V214L262 215V217ZM32 217L33 216H31V218ZM223 217L224 216L222 214V218ZM262 217H260V218H262ZM219 218H221V217H219ZM165 219L169 220V222H166ZM246 219H248V217L245 218V221H246ZM249 219H250V217H249ZM253 219H256V218H253ZM178 220H181V221L184 220V222H185L184 218L183 219L178 218ZM225 220H227V219H225ZM234 220H236V218L231 220V221H234ZM262 220H263V218L260 220V222ZM231 221H229V222H231ZM239 221H240V219H239ZM174 222L175 221H173V223ZM247 222H251L250 224L252 226L254 225V224H252L254 222H252L251 220L250 221L248 220ZM8 223H12V225L7 226ZM237 223H239V222H237ZM258 223H256V225ZM262 223H264V222L262 221ZM23 224H24V222H23ZM188 224H189V222L187 223V226L192 225V224L191 225H188ZM232 224H234V223H232ZM51 225H56V227L53 228V232H56V234L50 233L49 231H47L48 228L52 227ZM99 225H100V223H99ZM258 225H261V224H258ZM5 226L8 227V230L6 229ZM187 226H186V224H184L185 228ZM231 226H233V225H231ZM240 226L242 227L243 225H240ZM252 226H251V228H252ZM178 227H180V226H178ZM182 227H183V225H182ZM236 227L239 228L238 226H236ZM246 227H248V226H246ZM254 227L255 228H253V229H255L257 232V230L260 226L257 228H256V226H254ZM233 228H235V226ZM101 229H103V228L101 227ZM244 229H245V231H247L246 228H244ZM247 229H249V227ZM50 230H52V229H50ZM97 230L99 231V229H97ZM161 230H163V231H161ZM185 230H184V232H185ZM227 230H228V228H227ZM232 230L229 232H232ZM179 231H181V230H179ZM200 231L202 232V229ZM234 231H233V233H234ZM240 231H238V233ZM245 231H244V233H241V234L244 235L245 233H247L245 235V236H247V235H249L248 232H251V231H248V232H245ZM261 231H260V233H261ZM61 232H64V234L65 233L66 234L62 235ZM69 232L72 235H69L68 234ZM161 232H163V233H161ZM176 232H178V231H176ZM184 232H183L182 236H181L182 233L180 235H179V232L177 233L178 237L176 236L177 237L176 243L180 244L179 243L180 240L178 241V239H180L179 236H181L182 237L181 240L184 241L183 240V239H185L183 237V236H185ZM189 233L193 235L194 231L192 233L191 232H189ZM196 233L198 234V228H197V232L195 230L194 235H196ZM204 233L202 232L201 236ZM185 234L188 235V233H185ZM236 234H237V232H236ZM236 234H234V238H236L235 237V236H237ZM253 234H255V232ZM230 235L228 234V236H230ZM257 235H258V233H257ZM261 235L263 236L264 234L262 233ZM261 235L259 234V236H261ZM249 236H247V237H249ZM259 236H255L257 238V241H258V239L261 238ZM57 237H60V238H57ZM232 237H229V238H232ZM237 237L240 238L241 236L240 237L237 236ZM37 238H40V240H38ZM78 238H81L84 240L81 243L72 242L73 239H78ZM154 238H155V241H153ZM243 238H244V236L241 237L242 241H243ZM250 238H251V236H250ZM173 239H175V238H173ZM188 239L190 240V238H188ZM194 239H195V241L197 240V242L202 240L201 237H199V236H194ZM245 239L248 240L247 238H245ZM54 240H56L55 241L56 243L53 242ZM70 240L72 243L67 244V241H70ZM175 240H173L172 243H174ZM253 240L254 239H252V241ZM186 241H188V240H186ZM233 241H234V239H233ZM237 241H238V239H237ZM248 241H251V240H248ZM261 241H263V240H261ZM165 242L167 244L170 241H168V242L165 241ZM225 242L228 243L229 241H225ZM103 243H104V241H103ZM170 243H168V245ZM184 243L185 242H183L182 244H184ZM198 243L201 244L202 242H198ZM246 243H248V242H245V244L243 243L244 244L243 248L247 249L246 250V254H247L253 250L251 249V251L247 252L251 247H248V246H250L249 244L247 245L248 248L244 247V246H246ZM160 244H159V247L164 246V245H162V244L160 245ZM174 244H172V247H174ZM178 244H176V246ZM188 244H190V243H188ZM233 244H235V241ZM63 245H65V246H63ZM110 245H111L110 248L112 249L114 244H110ZM168 245H166V246H168ZM238 245H241V243ZM252 245L257 248V244L255 245V242H254V244L252 243ZM114 246H118V245H114ZM193 246L196 247V244H194ZM179 247H181V245L178 246L177 248L179 249ZM185 247L186 246H184V250L182 249L183 252L185 251ZM188 247L190 248L191 246H188ZM164 248H163V250H166ZM175 248H173L174 252L176 250ZM241 248H242V245H241ZM113 249H116V248L114 247ZM178 249L176 251H178ZM196 249H198V248H196ZM200 249H202V245H201ZM258 249H259V247H258ZM258 249H254V251H255L254 255L259 256V254L256 253L257 251H259ZM96 250H99L98 254L95 253ZM159 250H161V249H159ZM233 250H235V249L233 248ZM237 250L238 249H236V251ZM261 250H263V249H261ZM261 250H260V252L263 253ZM156 251H158V250H156ZM181 252H180V254H181ZM228 252H229V250H228ZM187 253H186V255H187ZM189 253L194 255V253H192L191 251ZM232 253H234V251ZM175 254H176V252H175ZM236 254H237V252H236ZM170 255H171V253H170ZM178 256H182V257H179L180 258L179 259ZM178 256H176L178 258V261H180V260L181 261L180 262L177 261V262H178V264H181L183 261L182 259H184L183 254H181V255L178 254ZM224 256H225V254H224ZM236 256L239 257L240 255L239 256L236 255ZM258 256L254 257L255 261L259 258L258 261H256V264L257 263L259 264V263L263 262V260H264L261 257V255L259 257ZM260 257L262 258L261 260H260ZM193 258H194V256H193ZM225 258H229V257L226 256ZM225 258H224V260H225ZM232 258H234V257H232ZM240 259H241V261L244 260V258L243 259L240 258ZM224 260H222V262L221 261L220 262L224 264ZM259 260L261 262H259ZM193 261H195V260H193ZM209 261L211 263V260H209ZM237 261H239V258ZM189 262L190 261L187 260V262L185 264H188ZM252 262L250 264H252ZM207 263H208V261H207ZM221 263H219V264H221ZM225 263H227V262H225ZM233 263H235V261ZM183 264H184V261H183ZM212 264H214V263H212Z\"/></svg>",
  "mask_w": 264,
  "mask_h": 264
}]
</instances>
